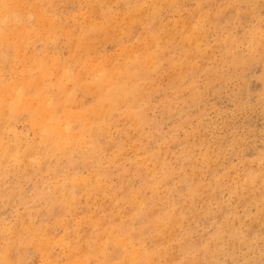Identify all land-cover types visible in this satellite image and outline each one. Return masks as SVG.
I'll use <instances>...</instances> for the list:
<instances>
[{"label": "rangeland", "instance_id": "374dc122", "mask_svg": "<svg viewBox=\"0 0 264 264\" xmlns=\"http://www.w3.org/2000/svg\"><path fill=\"white\" fill-rule=\"evenodd\" d=\"M100 1L54 0L44 18L65 26L53 33L55 40L38 37L32 54L47 57L58 72L57 57L78 75L71 106L78 116H91V109L99 108L88 86L98 81L97 69L102 66L137 71V102L132 112L118 108L106 110L103 121L96 117L104 127L95 141L96 160L83 164L76 151L73 163L52 162L49 171L36 156L40 141L36 127L27 115L16 121V131L25 139L22 150L28 143L31 155L21 166L0 168V264H264V0H110L112 5ZM36 14L28 23L38 31L48 28L50 24L44 18L43 24ZM94 19L108 28L100 31L94 45L89 43L96 49L80 51L66 29L77 33L79 24L83 27ZM180 20L185 28L179 27ZM190 31L197 37L192 38ZM120 55L131 57L123 61ZM71 85L67 82L68 88ZM7 137L15 141L11 134ZM154 167L158 175L153 184ZM73 173L100 186L78 182L68 205L56 204L59 188L69 190L74 184ZM151 187L158 190L157 196ZM170 194L175 195L173 202L167 201ZM137 200L143 203L139 206ZM171 217L176 225L162 232L156 218L169 226ZM23 229L30 231L34 243L18 244L16 236ZM127 236L133 241L122 247ZM47 239L44 251L37 244ZM134 248L151 256L126 258Z\"/></svg>", "mask_w": 264, "mask_h": 264}, {"label": "bare ground", "instance_id": "6f19581e", "mask_svg": "<svg viewBox=\"0 0 264 264\" xmlns=\"http://www.w3.org/2000/svg\"><path fill=\"white\" fill-rule=\"evenodd\" d=\"M82 1V0H81ZM107 0L100 1V4L104 5ZM115 1V0H114ZM119 1V0H118ZM155 1V0H154ZM173 2L175 0H172ZM54 0H32V1H26L25 0H0V121L2 123V128L0 130V168L7 169L8 166H15L20 165V163H23L27 157L31 155L30 151V145L25 144L24 149L22 150L23 141L25 140L22 136V133H18L15 128L16 121L22 117V115H27L34 127L37 129V134L40 138L39 141V149L36 150V156L38 157L39 162H43L47 170H50V165L53 163L67 160L68 162L73 163L75 160L74 154L78 153V155L82 158L83 164H87L92 159H95L99 157V152L96 149V138L97 135L103 131L101 129V124L97 122L96 117L98 116V119L100 121L104 120V117L106 116V110H109L110 112L113 110H116L118 108H123L128 112H132L133 105L135 102H137L138 94H139V88L137 86V71L135 69H129L128 67H120V66H109L107 69L104 68V66L101 65L103 68H101L100 75L96 76L98 77V81L95 84H92L88 86V89L90 92L96 94L97 101L99 103V108L87 110L91 111V116H82L77 115L74 113L71 109L72 103L74 102L73 94L75 87L74 85L76 82L79 81L78 75H74L72 70L68 67L69 65L61 64L60 59H57L55 57L57 63L56 65L59 66V71L51 69V62L47 57L42 56H36V54H32V49L34 48V42L39 37H46L51 38L55 40L54 32L57 30L58 27H63L65 25H61L59 23L55 24L52 22V18H48L49 20L46 21L44 18V13L46 12V7H50ZM69 2V1H68ZM67 2V3H68ZM92 2V1H91ZM112 1L109 0L110 5ZM153 2V1H152ZM177 1H175L176 3ZM185 2V1H184ZM59 3V2H58ZM74 3V2H73ZM72 3V4H73ZM80 3V2H79ZM95 3V2H93ZM93 3H91L93 5ZM147 3V2H146ZM167 3V2H166ZM27 4V5H26ZM77 4V3H76ZM82 4V3H81ZM168 4V3H167ZM171 4V2L169 3ZM202 4V3H201ZM61 5V4H60ZM96 5V3H95ZM109 5V6H110ZM127 5V4H126ZM125 5V6H126ZM164 5V4H163ZM178 5V4H177ZM191 5V4H189ZM205 4H203L204 6ZM29 7V11L27 12V9L25 7ZM73 6V5H72ZM70 6V7H72ZM88 6V5H87ZM100 6V5H99ZM114 6V4H113ZM117 6V5H116ZM119 6V5H118ZM148 6V4H147ZM151 6V5H150ZM162 6V5H161ZM168 6V5H167ZM165 6V7H167ZM171 6V5H169ZM200 6V5H199ZM233 6V5H232ZM26 7V8H27ZM53 7V6H52ZM57 7V5L55 6ZM59 7V6H58ZM62 7V5H61ZM69 7V6H68ZM75 7V6H73ZM115 7V6H114ZM144 7V6H143ZM163 7V6H162ZM212 7V6H211ZM67 8V7H66ZM65 8V9H66ZM126 8V7H125ZM149 8V6H148ZM172 8V7H171ZM205 8V7H204ZM61 9V8H60ZM68 9V8H67ZM98 11L100 10L99 7H97ZM104 9V8H103ZM110 9V7H109ZM117 9H119L117 7ZM115 9V10H117ZM164 9V8H163ZM69 10H72L71 8ZM102 10V7H101ZM114 10V9H113ZM111 10V11H113ZM120 10V9H119ZM48 11V10H47ZM64 11V10H63ZM61 9V12H63ZM77 11V10H76ZM87 11V10H86ZM107 11V9H105ZM109 11V10H108ZM141 11V10H140ZM147 11V10H145ZM162 11V10H161ZM214 11V10H213ZM27 12V13H26ZM94 11H92L93 13ZM132 12V11H131ZM149 12V9L148 11ZM146 12V13H147ZM160 12V10H159ZM168 12V11H167ZM198 12V10H197ZM205 12V11H204ZM38 14V18L40 20L44 19L46 23H49L48 28H43L44 30H36V28H33L28 23V18L31 16L30 19H32L33 15L35 17V14ZM142 14V11L140 12ZM199 13V12H198ZM203 13V12H202ZM201 13V14H202ZM216 13V12H215ZM31 14V15H30ZM36 14V15H37ZM49 14V13H48ZM77 14V13H75ZM115 14V13H114ZM139 14V13H138ZM140 14V17H141ZM151 14H154L152 12ZM47 15V14H46ZM79 15V14H78ZM121 15V14H120ZM131 15V14H130ZM163 15V14H162ZM185 15V14H184ZM91 16V13H90ZM93 16V14H92ZM116 16V15H114ZM136 16V15H135ZM165 16V15H164ZM187 16V14L185 15ZM199 16V14H198ZM204 16V15H203ZM207 16V15H206ZM49 17V16H48ZM74 17V16H73ZM87 17V16H86ZM89 17V16H88ZM112 17V16H111ZM120 16H118L119 18ZM123 17V16H122ZM126 17V16H125ZM124 17V18H125ZM128 17V16H127ZM139 17V16H138ZM139 17V18H140ZM181 17V16H180ZM208 17V16H207ZM44 18V19H43ZM81 18V17H80ZM109 18V17H108ZM131 18V17H130ZM129 18V20H130ZM201 18V16H200ZM199 18V20H200ZM54 19V18H53ZM76 19V18H75ZM88 19V18H87ZM92 19V18H91ZM97 19V17H96ZM94 19L92 22H86V25L80 27L81 22H79V29L77 33L69 32L67 27V32L72 38L73 42L76 44L77 48L80 49H87L90 47V49H94L95 46L91 47L88 46L89 43L94 45V40H96V36L102 31V29L108 28L106 26L102 27L103 22H99ZM141 19V18H140ZM139 19V20H140ZM178 19V17H177ZM180 19V18H179ZM83 20V19H82ZM81 20V21H82ZM90 20V19H89ZM102 20V19H101ZM112 20V19H111ZM115 20V18H114ZM113 20V21H114ZM126 20V19H124ZM137 20V19H134ZM163 20V19H162ZM189 20V19H187ZM205 20L208 21V18ZM118 20L117 22H119ZM161 21V20H159ZM177 21V20H176ZM192 22V20H190ZM254 21V20H253ZM40 22V21H38ZM109 22L110 21L109 19ZM122 22V21H120ZM126 22V21H125ZM124 22V23H125ZM130 22V21H128ZM138 22V20H137ZM181 24L179 27H183L182 20H180ZM223 22V21H222ZM114 23V22H112ZM127 23V22H126ZM134 23V22H133ZM131 22V24H133ZM159 23V22H158ZM188 24V21L186 22ZM232 23V22H231ZM36 24V23H35ZM40 24V23H39ZM44 24V23H43ZM67 24V23H64ZM73 24V23H72ZM85 24V23H84ZM117 24V23H116ZM136 23H134L132 26L134 27ZM170 24H172L170 22ZM191 24V23H190ZM193 24V23H192ZM41 25V24H40ZM39 25V26H40ZM48 25V24H46ZM70 25V24H69ZM121 25V24H120ZM127 25V24H126ZM139 25V24H138ZM162 25V23H161ZM189 25V24H188ZM42 26V25H41ZM40 26V27H41ZM115 26V25H113ZM137 26V25H136ZM35 27V26H34ZM44 27V26H42ZM132 27V29H133ZM165 27V26H163ZM186 26H184L185 28ZM190 27V26H189ZM127 28V26H126ZM184 28H182L184 30ZM188 28V27H187ZM186 28V30H187ZM194 28V27H193ZM74 29V27H73ZM113 29V28H111ZM123 29V27H122ZM189 29H192L191 27ZM188 29V30H189ZM61 28L59 29V32ZM64 30V31H66ZM129 30V29H128ZM174 30V29H173ZM180 30V29H179ZM113 31V30H112ZM112 31H110L112 34ZM134 31V30H133ZM165 31V30H164ZM169 31V29H168ZM167 31V33H168ZM176 31V30H175ZM192 31V30H191ZM190 31V32H191ZM194 31V30H193ZM63 32V31H62ZM114 32V31H113ZM117 32V31H116ZM119 32V31H118ZM117 32V33H118ZM171 32V30H170ZM181 32V30H180ZM195 32V31H194ZM193 32H191L192 38L197 37ZM197 32V31H196ZM56 33V32H55ZM106 33V32H105ZM104 33V34H105ZM122 34V32L120 31ZM119 33V35H120ZM172 33V32H171ZM183 33V32H182ZM188 33V32H187ZM107 34V33H106ZM109 34V33H108ZM190 34V33H189ZM124 35V34H123ZM180 35V33H179ZM182 35V34H181ZM188 35V34H187ZM186 35V36H187ZM195 35V36H194ZM199 35V34H198ZM201 35V34H200ZM213 35V34H212ZM258 35V34H257ZM36 36V37H35ZM67 36V35H66ZM116 36V35H115ZM122 36V35H121ZM168 36V35H165ZM170 36V35H169ZM168 36V37H169ZM69 36H67L68 38ZM110 37V35H109ZM183 37V35H182ZM209 37V36H208ZM207 37V38H208ZM227 37V36H225ZM63 38V36L61 37ZM114 39H118L116 37H113ZM120 38V37H119ZM138 38V37H137ZM166 38V37H165ZM187 38V37H186ZM42 39V38H41ZM121 39V38H120ZM162 39V38H161ZM170 39V37H169ZM178 39V38H177ZM60 40V39H59ZM63 40V39H62ZM133 40V39H132ZM136 40V39H135ZM140 40V37H139ZM168 40V39H167ZM171 40V39H170ZM182 40V39H181ZM190 40V37H189ZM38 41V40H37ZM61 41V40H60ZM68 41V40H67ZM66 41V42H67ZM94 41V42H93ZM101 41V40H98ZM185 41V40H184ZM188 41V39H187ZM185 41V42H187ZM211 41V40H210ZM149 42V41H148ZM153 42V41H152ZM151 42V43H152ZM203 42V41H202ZM98 43V42H96ZM192 43V42H191ZM199 43V42H197ZM204 43V42H203ZM100 44V43H99ZM157 44V43H156ZM163 44V43H162ZM98 45V44H97ZM143 45V44H142ZM158 45V44H157ZM191 45V44H190ZM198 45V44H197ZM202 45V44H201ZM36 46V45H35ZM68 46V45H67ZM104 46V45H103ZM107 46V45H106ZM127 46V45H126ZM135 46V45H134ZM138 46V45H137ZM141 46V45H139ZM147 46V45H146ZM196 46V45H195ZM100 47V46H99ZM136 47V46H135ZM142 47V46H141ZM149 47V46H148ZM189 47V46H188ZM200 47V46H199ZM215 47V46H214ZM220 47V46H219ZM39 48V47H38ZM52 48V47H50ZM57 48V47H56ZM140 48V47H139ZM151 48V47H150ZM153 48V47H152ZM156 48V46L154 47ZM96 49V48H95ZM98 49V47H97ZM136 50L138 48H135ZM133 49V50H135ZM141 49V48H140ZM144 49V48H142ZM146 49V48H145ZM203 49V48H202ZM259 49V48H258ZM27 50L31 51V54L27 56ZM58 50V49H57ZM89 50V49H88ZM135 50V51H136ZM153 50V49H152ZM209 50V49H208ZM85 52L87 50H84ZM91 51V50H89ZM88 51V52H89ZM94 51V50H93ZM126 51V50H125ZM142 51V50H141ZM200 51V50H199ZM36 52V51H35ZM76 52V51H75ZM92 52V51H91ZM97 51H95L96 53ZM166 52V51H165ZM198 52V51H197ZM204 52V51H202ZM215 52V51H214ZM238 52V51H237ZM48 53V52H47ZM51 53V52H50ZM126 53V52H125ZM164 53V51H163ZM162 53V54H163ZM207 53V52H206ZM210 53V52H208ZM207 53V54H208ZM216 53V52H215ZM76 54V53H75ZM83 54V53H81ZM80 54V56H82ZM85 54V53H84ZM123 54V53H122ZM132 54V53H131ZM174 54V53H173ZM179 54V53H178ZM217 54V53H216ZM239 54V53H238ZM39 55V54H38ZM48 55V54H47ZM92 55V54H91ZM96 55V54H95ZM134 55V54H133ZM165 55V54H164ZM198 55V54H197ZM202 55V53H201ZM54 56V55H53ZM121 56V55H120ZM125 56V55H124ZM166 56V55H165ZM193 56V55H192ZM206 56V55H205ZM211 56V55H210ZM214 56V55H213ZM79 57V56H78ZM83 57V56H82ZM81 57V58H82ZM123 59V56H121ZM120 57V58H121ZM131 56H129L130 58ZM133 57H136L134 55ZM199 57V56H198ZM203 57V56H202ZM74 58V57H73ZM76 58V57H75ZM111 58V57H108ZM125 58H128L125 56ZM124 58V59H125ZM128 58V59H129ZM157 58V57H156ZM212 58V57H210ZM217 58V57H216ZM223 58V57H222ZM54 59V60H55ZM83 59V58H82ZM81 59V60H82ZM123 59V61H124ZM196 57L194 58V60ZM72 60V58H71ZM77 60V59H76ZM94 60V59H93ZM96 60V59H95ZM117 60V59H116ZM119 60V59H118ZM131 60V59H130ZM52 61V60H51ZM84 61V60H83ZM82 61V62H83ZM92 61V58H91ZM97 61V60H96ZM111 61V60H110ZM121 61V59H120ZM127 61V60H126ZM125 61V62H126ZM139 61V59L137 60ZM201 61V60H200ZM53 62V61H52ZM59 62V63H58ZM81 62V61H80ZM87 62V61H86ZM90 62V61H89ZM88 62V63H89ZM112 62V61H111ZM199 62V61H198ZM93 63H95L93 61ZM92 63V64H93ZM113 63V62H112ZM116 63V62H115ZM133 63V62H132ZM96 64V63H95ZM106 64V63H105ZM108 64V63H107ZM126 64V63H125ZM156 64V63H155ZM85 65V64H84ZM98 65V64H97ZM96 65V66H97ZM104 65V63H103ZM110 65V62H109ZM140 65V64H138ZM154 65V64H153ZM87 66V65H86ZM91 66V65H90ZM94 66V64H93ZM95 66V67H96ZM108 66V65H106ZM57 67V66H56ZM89 67V65H88ZM135 67V66H134ZM100 68V67H99ZM151 67H147L148 69ZM225 68V66H224ZM144 69V68H143ZM52 70V71H51ZM82 70V69H81ZM149 70V69H148ZM177 70V69H176ZM186 70V69H185ZM54 71V73H53ZM94 71V70H92ZM96 71V72H97ZM150 71V70H149ZM156 72V71H153ZM170 72V71H169ZM148 74V73H147ZM150 74V73H149ZM170 74V73H168ZM9 75V78H7ZM85 75V71L84 74ZM91 75V74H90ZM94 75V74H93ZM92 77H95V75ZM173 75V74H172ZM171 75V76H172ZM169 76V77H171ZM176 76V75H175ZM178 77V76H177ZM54 78V79H53ZM83 79V77H81ZM175 78V77H174ZM93 81V80H92ZM161 81V80H160ZM67 82H70L71 88L67 87ZM165 82V81H164ZM161 84V83H160ZM148 85V84H147ZM216 85V84H215ZM183 93V92H182ZM184 94V93H183ZM152 95V94H151ZM185 96V95H184ZM79 102V101H78ZM79 104V103H78ZM78 106V105H77ZM85 106V105H84ZM83 108V107H82ZM192 112V111H191ZM88 113V112H87ZM81 114V113H80ZM108 115V114H107ZM132 115V114H131ZM106 119V117H105ZM78 121V127H75L76 122ZM123 121V120H122ZM135 122V121H134ZM170 122V121H169ZM128 124V123H127ZM167 124V123H166ZM112 127V126H111ZM18 128V127H17ZM19 129V128H18ZM112 129V128H111ZM164 129V127H163ZM35 131V128H34ZM105 131V130H104ZM36 132V131H35ZM114 132V131H113ZM105 133V132H104ZM130 133V132H129ZM138 133V132H137ZM11 134L13 136V140H10L7 136ZM113 135V134H112ZM134 137V135H132ZM143 136V134H142ZM114 138V137H113ZM37 139V138H36ZM38 140V139H37ZM130 143V142H129ZM197 143V142H196ZM82 145H87L90 148V151L92 153H89L90 151H86L87 149L83 148ZM170 146V145H169ZM111 147V146H110ZM152 147V146H151ZM29 148V149H28ZM171 148V147H170ZM27 150V151H26ZM135 150V149H134ZM202 150V149H201ZM197 151V150H196ZM135 153V152H134ZM170 154V153H169ZM98 155V156H97ZM128 155V154H127ZM137 155V154H136ZM218 155V154H217ZM102 156V155H101ZM139 156V155H138ZM168 156V155H167ZM33 157V156H32ZM125 157V156H123ZM127 158V157H126ZM101 159V158H100ZM132 159V158H131ZM142 159V158H141ZM146 159V158H145ZM118 160V159H116ZM122 160V159H121ZM147 160V159H146ZM153 160V159H152ZM34 161V160H33ZM53 162V163H52ZM64 162V161H63ZM26 163V162H25ZM219 163V162H218ZM256 163V162H255ZM38 164V162H37ZM40 164V163H39ZM97 164H100V162L97 161ZM126 164V163H125ZM143 164V163H142ZM42 165V164H41ZM198 165V164H197ZM216 165V164H215ZM219 165V164H218ZM221 165V164H220ZM31 166V165H30ZM150 167V164H149ZM213 167V166H211ZM253 167V165H252ZM255 168V167H254ZM43 169V166H42ZM211 169V168H210ZM151 170V179L152 183L155 181L158 172L156 171V167ZM149 170V171H150ZM202 170V169H201ZM218 170V169H217ZM28 171V170H27ZM195 171V170H194ZM203 171V170H202ZM215 171V170H214ZM253 171V169H252ZM11 172V171H10ZM89 172V171H88ZM148 172V171H147ZM188 172V170H187ZM234 172V171H233ZM34 173V172H33ZM194 173V172H193ZM204 173V172H203ZM210 173V172H209ZM231 173V172H230ZM84 174V173H83ZM192 174V173H191ZM3 175L7 176L8 171L3 172ZM2 175V176H3ZM10 175V173H9ZM78 174L73 173L70 175L72 178V184L71 187H69V190H65L64 187L59 188V194L56 195L54 202L56 204L68 205L69 199L73 198L72 190L73 187L78 183L82 182L81 184L86 186H92L96 185L94 181L91 179H84V177L77 176ZM129 175V174H128ZM196 175V174H195ZM87 176V175H85ZM197 176V175H196ZM204 176V175H203ZM10 177V176H9ZM51 177V176H50ZM120 177V176H119ZM243 177V176H242ZM94 178V177H93ZM130 178V177H129ZM197 178V177H196ZM203 178V177H202ZM52 179V178H51ZM98 183V178L96 179ZM197 180V179H196ZM199 180V178H198ZM101 181V180H100ZM226 181V180H225ZM241 181V180H240ZM105 182V181H104ZM51 183V182H50ZM106 183V182H105ZM168 183V182H167ZM154 184V183H153ZM169 184V183H168ZM135 185V184H134ZM31 186V185H30ZM57 186V185H55ZM97 187L100 186V184L96 185ZM110 186V185H109ZM178 186V185H177ZM180 186V185H179ZM184 186V184H183ZM93 187V186H92ZM91 187V188H92ZM108 187V186H107ZM28 188V187H27ZM56 188V187H55ZM160 188V187H158ZM185 188V187H184ZM107 189V188H106ZM109 189V188H108ZM148 189V188H147ZM161 189V188H160ZM96 190V189H95ZM104 191V190H103ZM151 191L154 195H158V190L154 187H151ZM180 192V190L178 189ZM29 192V191H28ZM67 192V193H66ZM75 192V191H74ZM106 192V191H105ZM165 192V190H164ZM163 192V193H164ZM177 192V190L175 191ZM248 192V191H247ZM166 193V192H165ZM178 193V192H177ZM204 193V192H202ZM147 194V193H146ZM186 194V193H185ZM215 194V193H214ZM239 194V193H238ZM216 195V194H215ZM88 196V195H87ZM99 196V195H98ZM143 196V195H142ZM145 196V194H144ZM164 196V195H163ZM207 196V195H205ZM92 198V196L90 195ZM94 197V196H93ZM132 197V196H131ZM147 197V196H146ZM149 197L150 194H149ZM175 195L173 196L170 194L168 196L167 201L173 202ZM208 197V196H207ZM101 198V197H100ZM99 198V199H100ZM109 198V197H108ZM144 198V197H143ZM148 198V197H147ZM98 199V200H99ZM133 199V198H132ZM145 199V198H144ZM139 200V198H138ZM137 200V201H138ZM147 200V199H146ZM183 200V199H182ZM114 201V200H113ZM117 201V199H116ZM135 201V200H134ZM145 201V200H144ZM195 201V200H194ZM199 201V200H198ZM196 203H199V202ZM203 201V200H202ZM48 202V201H47ZM201 202V201H200ZM93 203V202H92ZM100 203V202H99ZM98 203V204H99ZM124 203V202H123ZM143 203L142 200L138 201L137 204L140 206V204ZM147 203V202H146ZM145 203V204H146ZM97 204V203H96ZM97 204V205H98ZM122 204V203H121ZM149 204V203H148ZM126 205V204H125ZM144 205V204H143ZM170 205V203H169ZM198 206V205H197ZM35 207V206H34ZM124 207V206H123ZM170 207V206H169ZM18 208V207H17ZM92 208V205L91 207ZM126 208V206H125ZM142 208V207H141ZM168 208V206H167ZM22 209V208H21ZM95 209H97L95 207ZM127 209V208H126ZM169 209V208H168ZM92 210V209H91ZM153 210V209H152ZM151 210V212H152ZM191 210V209H190ZM73 211V210H72ZM98 211V210H97ZM101 211V210H100ZM168 211V210H167ZM34 212V211H33ZM99 212V211H98ZM116 212V211H115ZM154 212V211H153ZM240 212V211H239ZM80 213V212H79ZM125 213V212H124ZM131 213V212H130ZM99 214V213H98ZM127 214V212H126ZM150 214V213H149ZM125 215V214H124ZM128 215V214H127ZM23 217V216H22ZM25 217V216H24ZM93 217V216H92ZM98 217V216H97ZM188 217V216H187ZM186 217V218H187ZM192 217V216H191ZM117 218V217H116ZM124 218V217H123ZM193 218V217H192ZM190 218V219H192ZM197 218V217H196ZM19 219V218H18ZM122 219V218H121ZM210 219V218H209ZM25 219H23L24 221ZM118 220V219H117ZM236 220V219H235ZM98 221V219H97ZM96 221V222H97ZM170 224L168 226L167 223L163 222L160 218H156V224L160 230L169 232V229L174 227L176 225V222H172L169 218ZM174 221V220H173ZM188 221V220H187ZM210 221V220H209ZM15 222V220H14ZM19 222V221H17ZM95 222V221H94ZM95 222V223H96ZM185 222V221H184ZM193 222V220H192ZM25 223V221H24ZM23 223V225H24ZM36 223V222H35ZM27 224V223H26ZM25 224V225H26ZM1 225V224H0ZM80 225V224H78ZM102 225V224H101ZM191 225V224H190ZM193 225V224H192ZM16 226V225H15ZM20 226V224H19ZM63 226V225H62ZM82 226V225H81ZM5 227V225H4ZM7 227V226H6ZM24 227V226H22ZM30 227V226H29ZM8 228V227H7ZM17 228V227H16ZM19 228V227H18ZM17 228V229H18ZM185 228V227H183ZM192 228V226H191ZM6 229V228H4ZM14 229V228H13ZM7 230V229H6ZM72 230V229H71ZM77 230V229H76ZM109 230V229H108ZM107 230V231H108ZM176 231V229H174ZM38 231V230H37ZM46 231V230H45ZM92 231V230H91ZM4 232H6L4 230ZM51 232V231H49ZM70 232V231H69ZM80 232V231H79ZM78 232V233H79ZM111 237L115 238L114 232H111ZM52 234V233H51ZM74 234V232H73ZM11 235V234H10ZM107 235V234H106ZM102 237H107V236ZM45 236V235H44ZM72 236V235H71ZM80 236V235H79ZM78 236V238H79ZM23 237V238H22ZM100 237V236H99ZM16 240H18V244L21 245L22 243H34L32 240V235L30 231L27 229H23L22 232H19V234L16 236ZM22 238V239H21ZM225 238V237H224ZM102 239V238H101ZM71 240V239H70ZM79 240V239H78ZM103 240V239H102ZM44 241V240H43ZM41 241V243H38L37 246L42 248L44 251H48V242L49 239L46 240V242ZM133 241V238L131 236H127L126 240H123L121 243V246H127V244H131L130 242ZM169 241V239H168ZM187 241V240H186ZM44 244H43V243ZM81 242V241H80ZM164 242V241H163ZM188 242V241H187ZM186 242V243H187ZM82 243V242H81ZM80 243V245H81ZM120 243V242H119ZM168 243V242H167ZM79 244V243H76ZM134 244V243H133ZM188 244V243H187ZM78 245V246H80ZM101 246V245H100ZM173 246V245H172ZM83 247V245H82ZM148 247V246H147ZM177 247V246H175ZM80 249V248H79ZM97 249V248H96ZM110 249V248H108ZM244 249V248H243ZM9 250V249H8ZM169 250V249H168ZM145 251V250H144ZM12 252V250H11ZM66 253V251H65ZM80 253V252H79ZM9 254V253H8ZM12 254V253H11ZM54 254V253H53ZM52 254V255H53ZM86 255V254H85ZM151 255H146L145 252L142 251V249L134 248L132 252L126 256L128 259H134V260H142L145 257H149ZM47 257V256H46ZM176 257V256H175ZM9 259V258H8ZM7 259V261H8ZM167 259V258H166ZM46 261V260H45ZM162 261V260H161ZM168 261V260H167ZM63 262V261H62ZM60 263V261H59ZM42 264V263H41ZM65 264V263H64ZM69 264V263H68ZM75 264V263H74Z\"/></svg>", "mask_w": 264, "mask_h": 264}]
</instances>
